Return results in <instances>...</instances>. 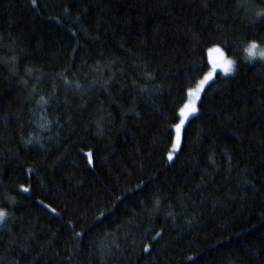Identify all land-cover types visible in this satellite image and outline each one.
<instances>
[{
  "label": "trees",
  "instance_id": "1",
  "mask_svg": "<svg viewBox=\"0 0 264 264\" xmlns=\"http://www.w3.org/2000/svg\"><path fill=\"white\" fill-rule=\"evenodd\" d=\"M242 2L0 0V264H264V62L235 47H264V0ZM213 41L236 74L170 162Z\"/></svg>",
  "mask_w": 264,
  "mask_h": 264
},
{
  "label": "snow or ice",
  "instance_id": "2",
  "mask_svg": "<svg viewBox=\"0 0 264 264\" xmlns=\"http://www.w3.org/2000/svg\"><path fill=\"white\" fill-rule=\"evenodd\" d=\"M33 7L37 6V0H32ZM249 0H244L241 4L238 5L240 10H246L249 8ZM67 11V9H65ZM257 22L264 24V10L257 11L251 17V23L256 24ZM225 42H216L213 41L212 47L208 49L210 58L207 64H202L200 68V72H204V69H208L200 78L191 77L188 78L190 80V86L186 89L184 96L181 97L184 102L182 105L179 106L178 111L175 113V118L178 122L173 124V128L175 131V137L172 140V147L171 151H169L167 160L173 161L174 160V153L178 152L181 149L182 145V133L185 129L186 123L189 120V117L195 115L198 111V103L202 101V95L206 91V86L209 85V82L213 81L214 78L219 75L223 74L225 77L234 76L237 71V61L235 59H230L224 50V46L226 45ZM237 48L243 49V52L246 53L244 56V60L248 63H252L255 60H259L264 62V48L260 47L257 41L252 40L247 42L246 44H239L235 45ZM264 66V64H262ZM65 84H71V81L65 79ZM75 87L77 89L81 88L80 84H76ZM38 103L47 104L48 101L44 99L43 96L40 97V101ZM27 143H32V140L29 139ZM88 156V163L91 165L93 164V154L89 152ZM139 187V186H138ZM22 191L28 192L29 189L27 187H23ZM42 203V202H41ZM160 201H156V206L159 207ZM45 207H48L45 205ZM55 212V209H52ZM171 214V213H170ZM7 213L3 210H0V223H4L5 217ZM104 214L101 213V217ZM100 219V217H97ZM76 236L82 235L80 232L75 233ZM162 236V231H157L154 236L151 237L152 241H155L157 237ZM133 245H135V240L132 241ZM118 248L119 245H116ZM142 251L144 253H150V244H145L142 247ZM189 259H192L189 257Z\"/></svg>",
  "mask_w": 264,
  "mask_h": 264
},
{
  "label": "rangeland",
  "instance_id": "3",
  "mask_svg": "<svg viewBox=\"0 0 264 264\" xmlns=\"http://www.w3.org/2000/svg\"><path fill=\"white\" fill-rule=\"evenodd\" d=\"M262 48H264V47H262ZM208 57L210 58V54H209V52H208Z\"/></svg>",
  "mask_w": 264,
  "mask_h": 264
}]
</instances>
